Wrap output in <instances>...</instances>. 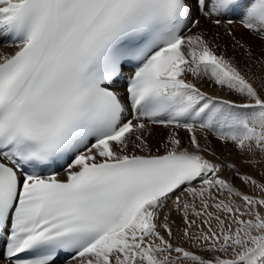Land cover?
Instances as JSON below:
<instances>
[{
  "label": "snow or ice",
  "instance_id": "obj_1",
  "mask_svg": "<svg viewBox=\"0 0 264 264\" xmlns=\"http://www.w3.org/2000/svg\"><path fill=\"white\" fill-rule=\"evenodd\" d=\"M0 46V264H264L212 147L264 168V0H0Z\"/></svg>",
  "mask_w": 264,
  "mask_h": 264
},
{
  "label": "rangeland",
  "instance_id": "obj_2",
  "mask_svg": "<svg viewBox=\"0 0 264 264\" xmlns=\"http://www.w3.org/2000/svg\"><path fill=\"white\" fill-rule=\"evenodd\" d=\"M234 31L236 32V35L237 37H243L245 41H247L253 48V51L258 55L259 52L261 51V48H262V43L261 41H259L258 39L248 35L244 29H242L239 24H235L234 26ZM206 30H209L212 35L215 34L216 32H220V33H223V29H216L213 25L210 24V22H207V21H202L201 22V25L198 29H195V31H206ZM219 43L221 44V51L224 50V44H225V41L222 39L219 41ZM7 51H11V49L7 50ZM228 54L231 56L233 54L237 55V57L239 58V52H236L234 53L231 46H230V43H229V46H228ZM216 89V87H215ZM180 136L182 138V140L184 141L185 145H187V135L181 130L180 131ZM222 144V143H221ZM223 146V145H222ZM227 151V150H225ZM228 153V152H227ZM217 155L220 156L221 159L223 160H227L226 159V155L224 156L221 152H217ZM244 158L240 159V158H236L235 160L232 159V161H229V162H234L237 164V166L241 169V171H245V172H251V173H255V174H259L260 172L264 171V168H261L259 166H256L255 168H253L251 165H247L245 164L244 162ZM244 168V170H243ZM237 185H239V181H236Z\"/></svg>",
  "mask_w": 264,
  "mask_h": 264
},
{
  "label": "bare ground",
  "instance_id": "obj_3",
  "mask_svg": "<svg viewBox=\"0 0 264 264\" xmlns=\"http://www.w3.org/2000/svg\"><path fill=\"white\" fill-rule=\"evenodd\" d=\"M205 33L209 36V38L211 39L212 37V33L209 30H206ZM10 48H6L4 46H0V51H7ZM191 78V77H190ZM201 84L203 85V87L207 90H209L210 92H214L215 94H223V95H227L226 92H222L218 87L215 86H210L208 83H205L204 81H201ZM118 90L121 92L122 91V87L118 88ZM167 132L166 129H162L160 127H157L156 129H154V135H153V143L155 144L157 141L161 140V137L165 136V133ZM166 138V137H165ZM219 142H213V149L216 152H221L224 156L226 155V159H228V161H232V159H236V158H244L241 154H238L233 148L232 146L229 144L227 146L223 145ZM227 150V151H225ZM228 152V153H227ZM244 170V168H243ZM226 175L229 173H225Z\"/></svg>",
  "mask_w": 264,
  "mask_h": 264
}]
</instances>
